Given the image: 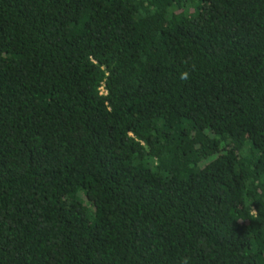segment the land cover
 Returning a JSON list of instances; mask_svg holds the SVG:
<instances>
[{
  "label": "trees",
  "instance_id": "obj_1",
  "mask_svg": "<svg viewBox=\"0 0 264 264\" xmlns=\"http://www.w3.org/2000/svg\"><path fill=\"white\" fill-rule=\"evenodd\" d=\"M185 259L264 264V0H0V264Z\"/></svg>",
  "mask_w": 264,
  "mask_h": 264
},
{
  "label": "clouds",
  "instance_id": "obj_2",
  "mask_svg": "<svg viewBox=\"0 0 264 264\" xmlns=\"http://www.w3.org/2000/svg\"><path fill=\"white\" fill-rule=\"evenodd\" d=\"M180 80H182V81H186V80H188L190 77H189V73L187 72V71H184V72H182L181 74H180ZM182 264H188V262H187V260L185 259V260H183L182 261Z\"/></svg>",
  "mask_w": 264,
  "mask_h": 264
},
{
  "label": "built area",
  "instance_id": "obj_3",
  "mask_svg": "<svg viewBox=\"0 0 264 264\" xmlns=\"http://www.w3.org/2000/svg\"><path fill=\"white\" fill-rule=\"evenodd\" d=\"M99 93L100 95H106V90L103 84L99 87Z\"/></svg>",
  "mask_w": 264,
  "mask_h": 264
}]
</instances>
